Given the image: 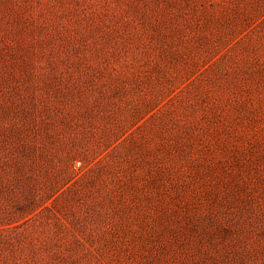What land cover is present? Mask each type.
<instances>
[{"label": "rangeland", "instance_id": "1", "mask_svg": "<svg viewBox=\"0 0 264 264\" xmlns=\"http://www.w3.org/2000/svg\"><path fill=\"white\" fill-rule=\"evenodd\" d=\"M0 264H264V0H0Z\"/></svg>", "mask_w": 264, "mask_h": 264}]
</instances>
